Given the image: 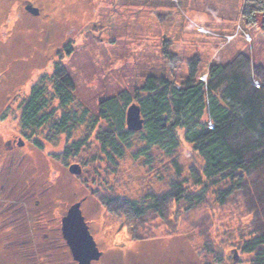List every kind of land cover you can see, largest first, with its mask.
I'll list each match as a JSON object with an SVG mask.
<instances>
[{"label": "rangeland", "instance_id": "374dc122", "mask_svg": "<svg viewBox=\"0 0 264 264\" xmlns=\"http://www.w3.org/2000/svg\"><path fill=\"white\" fill-rule=\"evenodd\" d=\"M259 4L0 0V264H79L62 230L64 216L78 202L102 252L91 264H254L259 259L263 245L257 254L243 247L264 235V163L220 203V192L232 183L203 178V159L190 143L182 140L172 154L143 148L144 125L137 130L127 124L128 110L137 102L126 112L130 144L123 155L113 154L114 160L98 140L108 123L95 121L102 98L125 90L134 97L150 76L182 85L195 64V81L208 82L210 67L224 63L245 74L251 91L264 90ZM28 5L39 12L33 14ZM60 70L75 81L76 99L69 108L78 113V122L71 121L69 130L55 129L64 111L59 108L39 129L23 128V102L33 86L52 90L50 78ZM55 106L58 99L47 111ZM259 153L263 157L264 149ZM73 166L79 171L72 172ZM176 182L185 190L180 201L174 199ZM133 204L144 215L137 216Z\"/></svg>", "mask_w": 264, "mask_h": 264}, {"label": "trees", "instance_id": "16d2710c", "mask_svg": "<svg viewBox=\"0 0 264 264\" xmlns=\"http://www.w3.org/2000/svg\"><path fill=\"white\" fill-rule=\"evenodd\" d=\"M257 2L264 10V0ZM71 50L72 47L67 46L66 52L70 54ZM196 67V64L191 66L190 76L182 85L163 76H150L144 86L137 89L134 97L129 90H125L120 96L102 98L95 121L105 120L108 126L98 134V140L110 159L114 160L115 153L123 155L133 136L126 125L127 108L137 102L145 120L140 136L143 148L157 147L172 154L182 140L190 143L203 159V178L209 179L212 184L225 179L232 183L222 189L218 197L220 203H225L234 189L240 188L247 173L264 163V155L260 157L259 153L264 149V90L256 88L251 91L245 74L230 70L224 63H215L210 67L208 82L195 81ZM50 81L52 90L36 83L32 94L23 102V128L39 129L59 108L64 111L55 122V129L61 132L69 130L71 121L78 122V113L69 108L76 99L74 79L60 70ZM53 99H58L59 106L47 111ZM33 142L37 147L44 146L38 139ZM197 180L207 190V182L204 183L200 177ZM181 186L178 182L173 183L177 193L175 201L185 198V190ZM194 197L201 198L200 195ZM134 205L136 215H144V209ZM262 245L264 235L250 239L243 249L257 254L256 247ZM254 264H264V251L259 253V259Z\"/></svg>", "mask_w": 264, "mask_h": 264}, {"label": "water", "instance_id": "95a60500", "mask_svg": "<svg viewBox=\"0 0 264 264\" xmlns=\"http://www.w3.org/2000/svg\"><path fill=\"white\" fill-rule=\"evenodd\" d=\"M27 9L33 14H37L38 8L27 6ZM127 124L130 129H141L144 125V119L141 116L140 105L133 104L127 113ZM71 171L78 172L73 166ZM63 234L72 249L75 260L79 264H91L93 259H98L101 251L97 247L96 241L89 230L82 212L81 202L72 205L66 216L63 218Z\"/></svg>", "mask_w": 264, "mask_h": 264}, {"label": "crops", "instance_id": "0c3cea01", "mask_svg": "<svg viewBox=\"0 0 264 264\" xmlns=\"http://www.w3.org/2000/svg\"><path fill=\"white\" fill-rule=\"evenodd\" d=\"M190 1H193V0H190ZM194 1H200V2H203L204 0H194ZM222 2L223 0H218V4H219V2ZM215 2H217V1H215ZM201 9H203L202 10V12H204L205 11V9L204 8H201ZM186 11V10H185ZM189 12H192V10H189ZM188 11H187V13H189ZM206 13V11L203 13V15H199V16H203V19L201 20V23H205V21H206V19H205V14ZM198 14H199V12H198ZM193 18L194 19H197V16H195V14H193Z\"/></svg>", "mask_w": 264, "mask_h": 264}]
</instances>
